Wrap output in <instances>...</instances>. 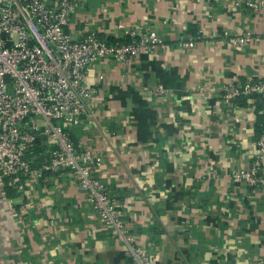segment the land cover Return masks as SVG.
I'll list each match as a JSON object with an SVG mask.
<instances>
[{
    "label": "crops",
    "instance_id": "obj_1",
    "mask_svg": "<svg viewBox=\"0 0 264 264\" xmlns=\"http://www.w3.org/2000/svg\"><path fill=\"white\" fill-rule=\"evenodd\" d=\"M192 27L198 37L188 35ZM148 30L169 47L91 68L98 120L74 129L78 146L100 152L98 176L156 264H264V191L232 179L251 167L262 99L226 101L223 91L264 79V43L224 40L264 36V9L233 0H87L69 27L75 39L105 41ZM182 37L197 46H179ZM2 177L0 264H136L69 173L24 198L10 196Z\"/></svg>",
    "mask_w": 264,
    "mask_h": 264
},
{
    "label": "built area",
    "instance_id": "obj_2",
    "mask_svg": "<svg viewBox=\"0 0 264 264\" xmlns=\"http://www.w3.org/2000/svg\"><path fill=\"white\" fill-rule=\"evenodd\" d=\"M85 1L0 0V172L7 179L6 188L24 198L47 175L67 171L134 262L156 264L149 251L137 244L117 201L99 178L104 164L100 152L80 148L71 134L54 122L64 121L75 127L97 124V100L89 83L95 63L107 59L126 63L169 45L154 30L143 34L128 31V41L116 43L94 35L73 38L69 32L72 17ZM233 1L237 7L246 6L256 12L264 9V0ZM224 40L232 47L244 48L263 44L264 36L247 31L228 34ZM178 45L192 50L197 42L182 37ZM223 91L226 101L256 93L264 110V79L231 84ZM154 92L161 95L165 90L159 86ZM45 139L54 146L48 148ZM36 148L41 150L38 155L34 154ZM263 167L264 129L251 167L234 173L232 179L264 191Z\"/></svg>",
    "mask_w": 264,
    "mask_h": 264
},
{
    "label": "trees",
    "instance_id": "obj_3",
    "mask_svg": "<svg viewBox=\"0 0 264 264\" xmlns=\"http://www.w3.org/2000/svg\"><path fill=\"white\" fill-rule=\"evenodd\" d=\"M188 35L191 36V37H198V36H199V32H198L197 28L192 27V28H189V30H188ZM102 40H103V39H102ZM106 41H107L108 43H116V42H117V40H115V39H107ZM126 41H128V40L125 39V40H121L120 42H126ZM65 131L71 134L73 141L75 142L76 145H78V141H77V139H76V134H74L73 131H69L68 129H65ZM40 152H41V150H40L39 148H36L34 154L38 155ZM62 173H68V172H67V171H63ZM62 173H60V174H56V175H47L46 178L58 177V176H60ZM7 192H8V194H9L10 196H11L12 194H13V195L17 194V193H15V191H13L12 189H8V188H7ZM17 195H18V194H17Z\"/></svg>",
    "mask_w": 264,
    "mask_h": 264
},
{
    "label": "rangeland",
    "instance_id": "obj_4",
    "mask_svg": "<svg viewBox=\"0 0 264 264\" xmlns=\"http://www.w3.org/2000/svg\"><path fill=\"white\" fill-rule=\"evenodd\" d=\"M55 125L57 126H62L64 129H68L69 131H74L75 126L71 125V124H68L64 121H55L54 122ZM45 145L48 147V148H52L54 146V142H52L50 139H45ZM2 174V173H1ZM2 178L3 180L5 181L4 182V185H7V179L4 177V175L2 174Z\"/></svg>",
    "mask_w": 264,
    "mask_h": 264
},
{
    "label": "water",
    "instance_id": "obj_5",
    "mask_svg": "<svg viewBox=\"0 0 264 264\" xmlns=\"http://www.w3.org/2000/svg\"><path fill=\"white\" fill-rule=\"evenodd\" d=\"M7 81H9V77H7ZM253 95H256L257 96L256 93H254ZM39 138H44V136L43 135H40Z\"/></svg>",
    "mask_w": 264,
    "mask_h": 264
}]
</instances>
